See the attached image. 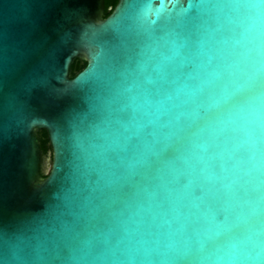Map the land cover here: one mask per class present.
Instances as JSON below:
<instances>
[{
  "label": "clouds",
  "instance_id": "clouds-1",
  "mask_svg": "<svg viewBox=\"0 0 264 264\" xmlns=\"http://www.w3.org/2000/svg\"><path fill=\"white\" fill-rule=\"evenodd\" d=\"M73 2L75 62L34 85L70 101L43 208L6 222L0 189V264H264V0ZM2 120L36 123L11 94Z\"/></svg>",
  "mask_w": 264,
  "mask_h": 264
},
{
  "label": "water",
  "instance_id": "water-1",
  "mask_svg": "<svg viewBox=\"0 0 264 264\" xmlns=\"http://www.w3.org/2000/svg\"><path fill=\"white\" fill-rule=\"evenodd\" d=\"M82 7L73 0H0V31L3 42L10 46L8 61L0 62V105L4 98L18 95L28 101L36 123L20 134L14 125L0 121V189L4 197L3 218L14 220L23 213L43 208L41 193L33 181L42 176V157L36 134L44 132L50 151V164L55 163V134L49 121L59 117L70 101H55L47 92L34 86L52 66L54 55L59 66L67 70L75 62L77 52L64 50L56 54L54 45L68 18ZM88 15L97 18L103 0H89ZM85 64L86 61H80Z\"/></svg>",
  "mask_w": 264,
  "mask_h": 264
},
{
  "label": "trees",
  "instance_id": "trees-1",
  "mask_svg": "<svg viewBox=\"0 0 264 264\" xmlns=\"http://www.w3.org/2000/svg\"><path fill=\"white\" fill-rule=\"evenodd\" d=\"M106 2V15L108 13V10L111 9V7L117 2V0H105ZM103 6H104V0H103ZM78 65L79 67H84L85 64L78 61ZM36 141L38 143L39 146V150L40 153L42 151L43 153V157H44V161H46L47 159H50V151H49V146L47 143V138L44 132H39L36 134ZM42 153H41V157H42Z\"/></svg>",
  "mask_w": 264,
  "mask_h": 264
},
{
  "label": "rangeland",
  "instance_id": "rangeland-1",
  "mask_svg": "<svg viewBox=\"0 0 264 264\" xmlns=\"http://www.w3.org/2000/svg\"><path fill=\"white\" fill-rule=\"evenodd\" d=\"M50 164V159H47L46 161H44V166L47 167Z\"/></svg>",
  "mask_w": 264,
  "mask_h": 264
}]
</instances>
